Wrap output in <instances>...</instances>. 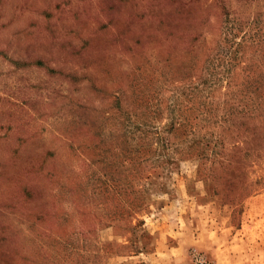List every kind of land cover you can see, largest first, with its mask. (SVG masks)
<instances>
[{"label": "rangeland", "instance_id": "1", "mask_svg": "<svg viewBox=\"0 0 264 264\" xmlns=\"http://www.w3.org/2000/svg\"><path fill=\"white\" fill-rule=\"evenodd\" d=\"M0 264H264V0H0Z\"/></svg>", "mask_w": 264, "mask_h": 264}]
</instances>
